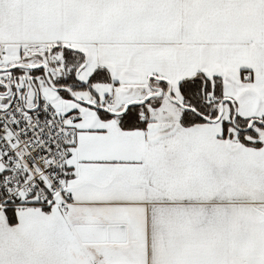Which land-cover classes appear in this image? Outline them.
<instances>
[{"label":"snow or ice","instance_id":"6c2138e0","mask_svg":"<svg viewBox=\"0 0 264 264\" xmlns=\"http://www.w3.org/2000/svg\"><path fill=\"white\" fill-rule=\"evenodd\" d=\"M0 264H264V0H0Z\"/></svg>","mask_w":264,"mask_h":264}]
</instances>
